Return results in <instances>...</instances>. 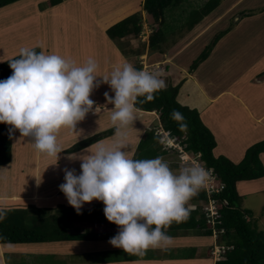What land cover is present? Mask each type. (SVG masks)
<instances>
[{
  "label": "crops",
  "instance_id": "1",
  "mask_svg": "<svg viewBox=\"0 0 264 264\" xmlns=\"http://www.w3.org/2000/svg\"><path fill=\"white\" fill-rule=\"evenodd\" d=\"M49 1L50 0H43L42 3H36L33 6V14L30 15V19L37 20L43 26H49L48 28H42L45 29L43 30L44 38L42 40H35V42L33 39V32L29 33L28 31H26V29H18V34L20 35L17 40L18 43H10V46L8 44L6 46L8 50L5 51L7 54L10 51H13V53H9V55L18 54L21 47H28L31 49H33L34 47L36 48L37 46L43 47L44 45L46 46L49 42H54L53 47L50 48L52 51L60 49L62 50V47L60 49L58 47L55 48L56 42L59 41L58 37H50L49 39L48 36L63 35L65 33L62 27L52 29V26L50 25H53V22H55L56 25L59 24V20H63V22L66 24L65 18L67 17L68 12H75L76 14L81 15V13L79 12L87 10L91 15L93 28H89L88 22L85 21H83L82 23H77L76 20L74 24L88 33L89 31H91L90 34L97 37L100 31L102 32L101 26L105 24V21L107 19H111L115 13H118L121 10H127L130 6L128 2H125V0H123L116 8H109L107 6V1L109 0H92L91 6L88 9L83 8L84 0H62V2L57 6H44ZM24 2L25 0L8 7L16 6L17 4H21ZM8 7L0 9V12L7 9ZM45 15H47V19L45 18ZM254 16L246 14V17H243L240 20V23H242L243 21L245 22L246 18ZM208 17L203 20L214 19L213 15ZM202 21H200L191 30L183 32L175 47H169L167 49L161 48L159 49V51L152 54L146 51L145 54L142 55V57H144L143 59H146L153 66L162 63L168 70L165 74V78L168 79L169 84H173L174 86H176L180 82L184 81L182 87L180 88L178 102L183 106H187L190 109H196L200 112L202 120L216 137L217 147L214 151L215 156H224L234 163H239L243 159L246 150L251 145L264 140V61L261 62V55H251L250 59V56L247 55V53H245V55L240 58L239 54L235 51L233 53L227 52V54L224 56L221 55L223 54L222 50L224 49L222 48L224 45L227 44L226 50L228 51L229 49L230 51L232 47L230 46V42L232 40H236L240 36L243 37L244 35L243 33H241L242 29L238 30L237 27L236 30H233L235 28L234 27L230 32H228V34L225 35L226 37L224 36L219 41L210 57L202 65H200V67L195 72L190 73V67L193 61L197 58L198 55H200L203 50L202 46L201 48L198 47L199 50L194 52V46L196 42H198V40L202 37V35L209 29L205 26V24H203L205 23V21ZM239 25L240 24L238 23L236 26ZM66 26L69 28L67 24ZM110 27L111 26H108L105 29L104 33L107 34V30ZM23 31L24 34H21V32ZM24 39L26 40V44L23 43ZM31 41L33 42V45L27 44ZM97 41H99V38L97 39ZM61 42H63V40H61ZM131 44L133 46V49L139 46V42L137 39H132ZM111 45H107L105 52L107 51L108 56L105 55L104 58H109V55L111 57L109 59H106V61H104L103 63V66H101L100 69L97 70V83L102 85L105 84L106 86L95 87L90 96V99L94 101V110L92 112L90 111L83 121L78 122L75 131L68 128H62L59 131V133L57 134V142L63 151L58 154V159H54L55 157L40 155L34 149V155L32 159L35 168L34 178L36 191L30 192L27 196L23 195L22 197L13 195L12 201L15 204V209H28L32 216H35L38 213V209L55 210L62 207L69 208L68 206L71 205H69L65 194L59 188V186L65 182L64 177L61 178L62 181L57 186L58 188H54L52 193H48V186H43L41 184L43 179H48L45 171H50L51 169L64 170V164L66 160L71 163L74 161V159H69L70 156H73L74 154H84L85 149L73 154H67L65 153V151L71 148L75 143L86 139L85 137L88 138L95 134L109 130H113L115 132L110 119L111 110L114 108V105L108 103V100L105 97V93L107 92L110 97L114 98V92L111 90L108 84L103 83L102 77L110 75L115 66H120L124 63H129L133 66V61H131V59L123 54L118 45L114 44L113 46L112 43ZM205 46L207 45H204V48ZM81 47L84 50H87L88 40L87 43L84 44V47L83 43ZM241 47L242 42L241 45L237 46V48ZM45 48L46 50H49L47 46ZM65 49L66 47H63V50ZM112 49H114V52L111 53ZM43 52H45V50ZM235 59L237 66H232ZM259 62H261V65H259ZM220 63L221 70L217 71ZM258 66H260V68H256ZM254 67L256 71L252 70L254 69ZM232 72L235 73L232 75ZM216 74L220 75V77H218ZM102 89L104 92L102 91ZM97 107L98 111L94 112ZM135 118L136 119L133 123V126L127 129L126 141L127 147H133V151L129 155V157L132 159H135L137 148L140 142L146 137V133L154 128L156 129V127L159 125L158 114L156 112L144 113L136 111ZM162 131L165 135H167V133L161 127L157 129V132ZM18 132L19 131L15 133V138ZM114 132L112 135L100 142H103L104 144L112 143ZM72 137H77V139L75 141H71L70 139ZM96 144L88 147L89 149H86H88V151H91V149H94ZM26 146H29V139L24 137L23 147ZM159 157H163L164 160L169 163L172 170L178 173L179 169L181 168L178 154H176L175 152H171L164 147ZM261 159L264 164V154L261 155ZM60 174L64 175L63 172H61ZM41 186H43V189H39L37 191V187L40 188ZM241 188L243 189V192L240 191ZM263 191L264 177L255 181L238 183V192L241 196ZM2 199L3 198L1 197L0 201ZM96 202L93 203V206L102 205L103 208L105 207L102 201ZM260 227L264 230L261 225ZM166 232L171 237V243H174V248H186L187 250L190 247L192 248L191 251H193V253H191L192 255H189L188 258H186V255L184 254H180V258L173 257V249H170L169 245L166 249L163 248V255L159 257H153V253H151V255L149 253L144 255H133L127 253V257L117 259L111 254L116 251L113 250L112 247L109 248L111 244L108 240L100 242L105 243L103 244L105 246H100L103 247V250L95 253L98 255L95 258L89 257V255L94 254L93 252L89 253L88 251L83 250L87 243L94 242L62 241H53L41 244H24L22 246L11 245L16 246L15 248H13L14 254L11 256H7L4 251V247H7L8 245H3L2 247V244L0 243V264L216 263L214 262V258L216 259V257H214L215 255H213L214 248H217L215 236L204 237L200 236L197 231L185 230L181 232ZM210 250L212 251V257L209 256ZM58 255L61 256L59 260L57 258Z\"/></svg>",
  "mask_w": 264,
  "mask_h": 264
},
{
  "label": "clouds",
  "instance_id": "2",
  "mask_svg": "<svg viewBox=\"0 0 264 264\" xmlns=\"http://www.w3.org/2000/svg\"><path fill=\"white\" fill-rule=\"evenodd\" d=\"M18 56L9 61L12 75L0 80V123L11 126L10 138L18 130L38 154L58 159L63 151L57 142L59 131H75L78 122L93 110L90 96L99 86L98 64L89 57L77 66L58 54L37 53L28 47H21ZM161 75L124 63L102 77L114 92V98L105 93L108 103L114 105L112 143L98 142L95 151L88 148L84 154L70 156V160L82 161V172L77 175L75 169H64L65 182L59 186L77 214L83 204L102 201L106 219L120 229L109 243L133 255L170 245L165 230L188 217V201L210 176V170L198 164L183 166L177 173L163 157L135 160L125 151L137 99L152 101L153 94L166 87ZM171 118L182 131L187 129L182 113L173 110Z\"/></svg>",
  "mask_w": 264,
  "mask_h": 264
},
{
  "label": "trees",
  "instance_id": "3",
  "mask_svg": "<svg viewBox=\"0 0 264 264\" xmlns=\"http://www.w3.org/2000/svg\"><path fill=\"white\" fill-rule=\"evenodd\" d=\"M20 1L23 0H0V9ZM184 1L144 0L135 13L112 25L107 30V35L118 45L123 54L133 61L134 68L144 70L142 60L139 59L145 54L143 50H149L152 54L161 49L166 40L164 29L167 25L166 12L171 8H181ZM61 2L62 0H50L44 6L54 7ZM221 2L222 0H209L202 6H198L201 7L200 16L188 30L209 16ZM145 15L153 19L154 26H152L153 30L148 40L142 42L140 39L145 27ZM250 15L253 13L250 12ZM187 16L188 9L184 7L181 9V17L186 19ZM230 31L231 28L217 34L212 39L193 61L190 73L195 72L210 57L219 41ZM132 39L138 40L142 52L134 49L127 51ZM33 49L37 53L41 52L38 47ZM15 58H19V56ZM10 60L0 64V80L7 79L12 75V69L9 66ZM163 80L166 82V87L155 92L153 94L155 98L152 101H146L144 97L137 99L135 105L137 111L156 112L159 125L156 129L146 133V137L137 148L135 160L160 156L164 145L161 142V136L157 134V129L161 127L171 138L176 140L183 152L199 156L206 169L211 170L212 175L224 186L223 190L218 193H208L205 188L200 190L196 196L189 200L197 208L190 210L186 219L179 222L174 221L165 231H197L200 236L204 237L218 235L217 245L224 247L225 251L221 254L222 260L215 264H264V230L261 229L253 213L242 208L243 196L238 192V183L255 181L264 177V164L261 159V155L264 154V140L251 145L238 164L224 156L216 157L214 153L217 147L216 137L202 120L200 112L178 102V95L184 81L174 86L169 84L167 78L164 77ZM173 110L183 114L184 122L187 124L186 130L182 131L178 122L171 118ZM10 128L11 126L0 123V168L13 162V142L18 130H15L10 138ZM113 132V130L104 131L83 139L67 149L65 153L73 154L82 151L109 137ZM177 149L172 151L178 154L179 150ZM201 202L206 205L211 202L217 204V216H209V213L204 212L200 207ZM103 209L102 205L81 208L80 214H77L73 207H62L55 210L38 209L37 215L32 216L28 209L0 208V243L2 245H24L53 241H108L117 235L120 229L106 219ZM211 250L209 256L212 257Z\"/></svg>",
  "mask_w": 264,
  "mask_h": 264
},
{
  "label": "rangeland",
  "instance_id": "4",
  "mask_svg": "<svg viewBox=\"0 0 264 264\" xmlns=\"http://www.w3.org/2000/svg\"><path fill=\"white\" fill-rule=\"evenodd\" d=\"M42 1L43 0H25L24 3L17 4L16 6L8 7L7 9L0 12V64L18 56V54L9 55V53H13V51H10L8 54L5 52L6 50H8V48H6L8 44L10 46L11 44H13V42L14 44L18 43L17 40L20 37V35L18 34V29H26V31H28L29 33L33 32L34 41L42 40L44 38L43 30L45 29L42 28L45 27L48 28L49 26H43L37 20L30 19L31 18L30 15L33 14V6L36 3H42ZM91 1L92 0H84L83 8L88 9L91 6ZM122 1L123 0H109L107 1L108 2L107 6L109 8L110 7L116 8L120 5ZM143 1L144 0H125V2L129 3L130 5L129 8L127 10H121L120 12L115 13L111 19H107L105 21V24L101 26L102 32L100 31L99 35L97 36L99 38V41H97L98 38L96 36L90 34L91 31H89L88 33L74 24L76 20L77 23H82L83 21H85L88 22L89 28H93L91 15L88 13L87 10L86 11L83 10L82 12L78 11L79 13H81V15L76 14L73 11H72L73 13L68 12L67 17L65 18V22L69 26V28L63 22V20H59V24L57 25L55 22H53V25H50L52 26V29L62 27L65 33L63 35L48 36L49 39L50 37L54 38L55 36H57L59 41L56 42L55 48L58 47L60 49L62 47V50L60 49V50L52 51L50 48L53 47L54 42H49L46 45L49 48V50H46L45 45L43 47L42 46L40 47L37 46V47L40 48L41 51L45 50L46 54L55 53L66 59L74 61L77 66L84 65L88 60V58L91 57L97 62L98 64L97 70H99L100 67L103 66L104 61H106V59H109L111 57L109 55V58L108 57L104 58V56L107 55V51L105 52L107 45H111L112 43L114 46L115 44V42L110 41L107 34L104 33L105 29L108 26H112L122 21L126 17L132 15L133 13H135L139 9V6L143 3ZM208 1L209 0H187V1L185 0L184 1L185 3L182 5L181 8H173V9L171 8L167 10L166 12L167 25L164 28L166 31V40L162 44L161 48L167 49L169 47L171 48L175 47L182 33L190 29L191 24L194 21H196L200 16L201 7L198 6H202ZM195 2H198L200 4ZM184 7L188 9V16L186 19L181 17V9ZM263 8H264V0H222L218 8H216L209 15V16L213 15L214 19L203 20L205 21V23L203 24H205V26L209 29L202 35V37L198 40V42H196L194 46L195 49L193 51L195 52L199 50L198 47L201 48L202 46L204 50V45H209V43L217 34L226 31L229 28H231L232 30V28L235 27L233 30H236L238 27V30L242 29L241 33L244 34L243 37L240 36L236 40H232L230 42V46L233 47V49L231 47L232 51L231 49L230 51L229 49L227 51L226 50L227 44L224 45L222 48L224 49L222 50L223 54L221 55L224 56L227 54V52L233 53L235 51L236 53L239 54L240 58L243 55H245V53H247V55L250 56V59H251V55H261L260 56L261 57L260 59H262L261 62L264 61V9ZM250 12H252L253 16L254 15L255 16L246 18L245 22L243 21L242 23H240V20L243 17H246V14L250 15ZM45 18L47 19V15H45ZM204 19H206V17ZM238 23L240 25L236 26ZM151 25L154 26L153 19L145 15V23H144L145 27L142 33L143 38L141 37L140 39L142 42L143 40L147 41L149 35L152 33L153 29H151L152 28ZM21 34H24V31L21 32ZM61 40H63V42H61ZM87 40H88V49L84 50L81 46L83 43V47H84V44L87 43ZM240 41L242 42V47L237 48L238 45H241ZM23 43L26 44L25 39ZM27 44L33 45V42L31 41L30 43ZM63 47H66V49L63 50ZM132 49H133L132 44L131 46L128 45L127 51L129 52ZM113 50L114 49H112L111 53L114 52ZM134 50L142 52V47L137 46ZM144 52H146V50L145 51L143 50V53ZM147 52L149 53V50ZM143 58L144 57L142 56L139 57V59L142 60L144 70L149 72H160L162 73L161 78L164 79L165 74L168 71L165 68V66L162 63L153 66L146 59ZM261 62H259V65H261L260 64ZM232 66H237L236 59L234 61V64H232ZM256 68H260V66ZM220 70H221V63L217 68V71ZM252 70L256 71L255 67ZM234 73L235 72H232V75ZM217 76L220 77V75ZM99 86H106V85L99 84ZM157 134L161 136V142L163 143L164 147L166 146L165 148L169 149L171 152H173L172 150L178 148L177 149L179 150L178 157L180 160L181 167L192 164H198L206 169L203 162L200 161L199 156L189 155L186 152H183L181 147H179V145L176 143V140L171 138L169 134L165 135L163 131L157 132ZM16 138L13 142V163L10 166H5L0 168V198L1 197L3 198L0 201V208L2 209H15L14 208L15 204L12 201L13 195H16L17 197H22L23 195L27 196L30 192L36 191L35 178H34L35 168L32 159L34 155V147L30 141H29V146L23 147L24 137H21V134L19 132L16 134ZM76 139L77 137H72L70 140L75 141ZM132 149L133 147H127L125 151L127 152L128 155H130V153H132L133 151ZM91 151H95V147L94 149H91ZM81 163L82 161L79 159H74L72 163L66 160L64 164V168L68 170L75 169L76 174H81L82 172ZM59 172L64 173V170L51 169L50 171L49 170L45 171V174L48 176V179H43L41 184L43 186H48L49 189L48 193H52L54 188H58L57 186L62 181L61 178L65 176V173L64 175H61ZM221 185L223 184H221L215 178L214 175L210 174L209 179L207 180L203 188H205L208 193H211L212 191H217L218 188L221 187ZM43 186H41L40 188L37 187V191L39 189H43ZM240 191L243 192V189L241 188ZM242 196H243L241 203L242 208L251 211L255 216V219L258 221V223L264 228V191L254 194L242 195ZM96 201L98 200H93L91 203H85L83 204L82 208L94 207L93 203ZM16 204H20V203H16ZM186 206L190 207L191 210H195L197 208V206L192 205L190 201H188V204ZM217 206L218 205L213 202H211L209 205H206L204 202L200 203V207H202L203 210H206V212H208L209 214L211 213V215L214 214V211L218 210ZM68 207H72V206H68ZM218 238L219 236L215 235V240H216L215 242L218 241ZM103 244L105 243H100V242L87 243V245L83 248V250L88 251L89 253L93 252L94 254L89 255V257L95 258L98 256L95 253L99 252L100 250H103V247L105 246ZM1 246L3 247V245ZM216 246L217 248L215 247L213 251V255H215L214 257H216V259L214 258V262H217V260H219L220 257V250H219L220 246H218L217 244ZM15 247L16 246H11V245L4 247V251L7 254V256H11L14 254L13 248ZM111 247L113 248V250L116 251L111 253L113 257L117 259L127 257L126 256L127 253H125L123 249L121 250V248H114L112 245H110L109 248ZM174 247H175L174 243H170V249H173L172 252L173 257L180 258L181 257L180 254H184L186 255V258H188L189 255H192L191 253H193V251H191L192 248L190 247L187 250L186 248L177 249ZM148 253L150 255L151 253H153V257L156 256L159 257L163 255V248H153V249L149 248L145 252V254ZM57 258L59 260L61 256L58 255ZM220 260H222V257L220 258Z\"/></svg>",
  "mask_w": 264,
  "mask_h": 264
},
{
  "label": "built area",
  "instance_id": "5",
  "mask_svg": "<svg viewBox=\"0 0 264 264\" xmlns=\"http://www.w3.org/2000/svg\"><path fill=\"white\" fill-rule=\"evenodd\" d=\"M167 135H168V133H167ZM165 143H166V142H165ZM165 147H166V146H165ZM169 147H170V146H169ZM210 174L212 175V173H210ZM223 188H224V186L221 185V187H219L217 191H212L211 193H218V192L222 191ZM213 203H214V202H213ZM204 212H206V210H204ZM210 212H211V211H210ZM206 213H208V212H206ZM209 216H217V211H214V214H213V215H211V213H210ZM221 248H222V249H221ZM224 251H225V248H224V247H220V257H219V260H220V258H221V254H222ZM219 260H218V261H219Z\"/></svg>",
  "mask_w": 264,
  "mask_h": 264
}]
</instances>
